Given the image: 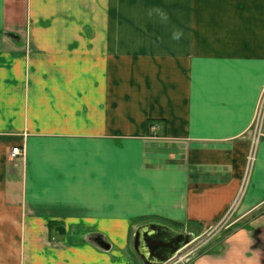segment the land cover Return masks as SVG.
<instances>
[{
    "label": "crops",
    "instance_id": "0c3cea01",
    "mask_svg": "<svg viewBox=\"0 0 264 264\" xmlns=\"http://www.w3.org/2000/svg\"><path fill=\"white\" fill-rule=\"evenodd\" d=\"M263 86L264 0H0V264H147L140 227L209 230L241 188L189 264H264Z\"/></svg>",
    "mask_w": 264,
    "mask_h": 264
},
{
    "label": "water",
    "instance_id": "95a60500",
    "mask_svg": "<svg viewBox=\"0 0 264 264\" xmlns=\"http://www.w3.org/2000/svg\"><path fill=\"white\" fill-rule=\"evenodd\" d=\"M191 237L184 231L152 222L135 232L134 248L147 264H161L171 259L176 249Z\"/></svg>",
    "mask_w": 264,
    "mask_h": 264
},
{
    "label": "built area",
    "instance_id": "2783aa9c",
    "mask_svg": "<svg viewBox=\"0 0 264 264\" xmlns=\"http://www.w3.org/2000/svg\"><path fill=\"white\" fill-rule=\"evenodd\" d=\"M264 88V86H263ZM262 119H264V89L263 91L261 92L260 94V97H259V102H258V106H257V111H256V116H255V119H254V125H253V128H252V135H251V139L249 141V148H248V153H247V168L250 167L254 160H255V155H256V151H257V145H258V142H259V136L261 135L260 133L257 132V126L259 124V122H262ZM23 151L21 148H19L18 146H14L11 148V151H10V157L11 158H15L16 156L22 154ZM247 171V170H246ZM249 171L248 170V175H246L245 173V180L243 183L246 182V179L248 180V176H249ZM244 178V177H243ZM243 192V188H241V191L238 192L239 195L237 196V198L232 202L231 206L229 207V209L227 210V212L219 219V221L211 228V229H217V228H220V229H225L227 227L230 226V224L233 222V215H235L236 213V210H237V207H238V204L240 202V193ZM233 219V220H232ZM210 231V230H208ZM195 238H192L191 240H189L187 243L184 244V247L186 245H189L190 242H192ZM193 253V251L191 252H188L186 255H181L179 254L178 252L173 255V257L169 260H173V258L175 259L178 255V258L176 259L177 261H181L183 258H185L186 256H188L189 254Z\"/></svg>",
    "mask_w": 264,
    "mask_h": 264
},
{
    "label": "rangeland",
    "instance_id": "374dc122",
    "mask_svg": "<svg viewBox=\"0 0 264 264\" xmlns=\"http://www.w3.org/2000/svg\"><path fill=\"white\" fill-rule=\"evenodd\" d=\"M263 87L261 89V92L263 91ZM253 125H254V121L252 123V128H253ZM257 132L260 133L261 135L259 136V141L260 139L262 138V136L264 135V119H262V122H259L258 126H257ZM252 135V134H251ZM250 135V136H251ZM248 153V152H247ZM246 163H247V155H246ZM245 163V168H244V173H243V179L245 180V173L246 175H248V170L251 171L252 167H253V164L247 168V165ZM247 170V171H246ZM249 171V173H250ZM244 180H242V184H243V187H246L247 186V183H248V180L246 179V182H244ZM237 217V215H233V219H235ZM232 228V227H230ZM228 228V229H230ZM228 229H220V228H215L214 230L213 229H209L210 231L206 230V231H201L199 233H196V235H193L192 238H195L192 242L189 243V245H186L184 247V244L179 246L178 249H176L174 255L178 252L179 254H183V255H186L188 252H191L193 251V253L189 254L188 256H186L185 258H183L181 261H177L176 259L178 258V256L173 260L171 261H166L164 263H161V264H189L191 259L197 255L198 253H202V252H206V251H209L212 249L213 247V243L215 242V240H217L220 235L225 232L226 230Z\"/></svg>",
    "mask_w": 264,
    "mask_h": 264
},
{
    "label": "clouds",
    "instance_id": "9594fccd",
    "mask_svg": "<svg viewBox=\"0 0 264 264\" xmlns=\"http://www.w3.org/2000/svg\"><path fill=\"white\" fill-rule=\"evenodd\" d=\"M147 16L149 17V19L156 17L163 24H167L169 21L168 13L160 7H152L148 9ZM182 36L183 31L181 29H174L171 33V38L176 41H179Z\"/></svg>",
    "mask_w": 264,
    "mask_h": 264
},
{
    "label": "trees",
    "instance_id": "16d2710c",
    "mask_svg": "<svg viewBox=\"0 0 264 264\" xmlns=\"http://www.w3.org/2000/svg\"><path fill=\"white\" fill-rule=\"evenodd\" d=\"M48 227L51 231H56L58 234L63 233V227L61 224L57 223L56 221H49Z\"/></svg>",
    "mask_w": 264,
    "mask_h": 264
}]
</instances>
